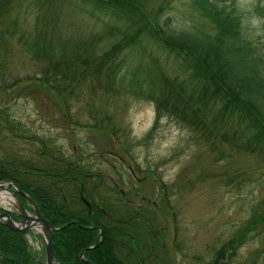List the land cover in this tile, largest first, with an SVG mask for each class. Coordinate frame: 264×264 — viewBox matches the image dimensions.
<instances>
[{"label": "trees", "instance_id": "1", "mask_svg": "<svg viewBox=\"0 0 264 264\" xmlns=\"http://www.w3.org/2000/svg\"><path fill=\"white\" fill-rule=\"evenodd\" d=\"M85 1L109 15L99 32L75 38L59 23L70 21L67 0H0V58L11 50L6 37L16 35L13 43L22 44L26 57L37 67V72L24 78L31 88L54 101L68 100L81 96L79 84L97 68L104 77V89L117 92L123 81L119 55L125 52L127 57L137 38H146L162 52L151 54L142 67L138 61L139 83H133L143 96L154 100L157 113L160 109L176 113L213 148L230 146L264 158V43L259 47L244 34L240 13L213 0H192L202 19L188 23L162 13L160 1L153 8L151 0ZM262 1L256 0L255 9L264 16ZM24 4L34 5L32 22L5 23L4 12ZM158 54L164 56L158 58ZM167 57L178 71L170 73L161 66ZM19 80L16 77L5 85ZM9 123L10 128L22 130L18 120ZM5 153L0 157V181H12L32 197L54 227L78 220L103 228L98 246L84 253L89 263L77 255L95 243L97 230L69 225L53 232V253L59 262L174 264L169 259L173 250L172 240L166 238L167 217L158 214L163 211L120 188L83 153L67 156L58 147L47 146L34 152ZM258 226H264V207L216 247L207 264H227ZM0 249L15 259V263L2 260L5 264H39L26 251L24 237L1 223Z\"/></svg>", "mask_w": 264, "mask_h": 264}, {"label": "rangeland", "instance_id": "2", "mask_svg": "<svg viewBox=\"0 0 264 264\" xmlns=\"http://www.w3.org/2000/svg\"><path fill=\"white\" fill-rule=\"evenodd\" d=\"M157 1L164 3L162 13L178 22L202 19L192 0H151L150 8ZM213 1L240 13L242 31L262 47V38L258 40L251 24L257 18L262 28L264 19L255 9L256 0ZM67 2L70 21L59 23L75 38L99 32L108 18V12L91 2ZM34 15V5L24 4L5 11L2 18L5 23H28ZM6 38L7 50H11L0 58L5 61L0 63V157L9 150L34 152L43 146L58 147L67 156L83 153L120 188L163 211L158 210V214L167 217L166 238L172 240L169 247L173 250L169 259L174 264H207L214 249L264 207L262 156L224 145L213 148L176 113L160 109L158 114L154 100L143 96L134 85L139 83L135 69L138 61L142 67L151 54L159 51L150 40L137 38L131 54L119 55V77L123 81L117 92L104 89V77L97 68L93 76L79 84L80 97L54 101L33 90L34 86L24 79L37 72V67L26 57L29 55L23 52L24 46L13 43L16 35ZM167 58L161 60V66L170 73L178 71L171 57ZM16 77L21 79L17 84L5 85ZM10 119L18 120L22 130L10 128ZM222 150L224 153H220ZM0 205L14 208L10 203ZM72 221L78 222H67ZM28 231L31 255L43 256L42 238L34 229ZM227 264H264V226L247 235Z\"/></svg>", "mask_w": 264, "mask_h": 264}, {"label": "water", "instance_id": "3", "mask_svg": "<svg viewBox=\"0 0 264 264\" xmlns=\"http://www.w3.org/2000/svg\"><path fill=\"white\" fill-rule=\"evenodd\" d=\"M0 185H4V182H0ZM8 185H11L13 189H8V192L12 195L13 201L11 204L14 206L18 214L21 216V219L14 221L9 216L8 212L3 208L0 210V222L10 227L13 230L23 232L26 230L34 229L42 238L43 245L45 249V263L44 264H55L57 260L53 255V246H52V232L58 231L69 224L78 225L76 221L67 222L64 226L54 227L49 220H47L37 208L34 200L22 191L19 186H17L14 182H9ZM19 195L25 197V199L31 205V210H27L23 205L19 198ZM88 229L96 228V226L87 227ZM101 232V229H100ZM100 234L96 239L94 245L87 247L86 249H91L96 247L99 244ZM80 257L82 258V252L80 253Z\"/></svg>", "mask_w": 264, "mask_h": 264}, {"label": "flooded vegetation", "instance_id": "4", "mask_svg": "<svg viewBox=\"0 0 264 264\" xmlns=\"http://www.w3.org/2000/svg\"><path fill=\"white\" fill-rule=\"evenodd\" d=\"M3 181H7V180H1L0 182H3ZM9 183H7V184H4V185H0V191H7L8 192V189H13V187L11 186V185H8ZM22 190V189H21ZM23 191V190H22ZM26 193V192H25ZM19 198H20V200H21V202H22V205L27 209V210H31V205L29 204V202L25 199V197H23V196H21V195H19ZM32 198V197H31ZM33 199V198H32ZM34 200V199H33ZM11 202H12V200H11ZM11 202H10V204H11ZM35 202V201H34ZM36 204V203H35ZM89 207V206H88ZM5 209L7 212H8V214H9V216L11 217V219H13L14 221H16V220H19V219H21V216L18 214V212L16 211V209L15 208H13V209H9V208H6L5 206H2V205H0V210H2V209ZM38 208V207H37ZM39 211V210H38ZM105 215H107V217H110V218H114V217H112L111 215H109L108 213H105ZM1 224H3L2 222H0ZM78 223V222H77ZM4 226H6L5 224H3ZM77 226H81V228H84V229H88L87 227H91V226H96V228H93V229H90V230H97V235H96V238H95V242H96V239H97V237H98V234L99 233H101L100 234V239H101V236H102V232H103V228H102V226H99V225H84V224H82V225H80L79 223H78V225ZM6 227H8V226H6ZM9 229H11L10 227H8ZM100 229H101V232H100ZM12 231H15V232H18L19 234H21L22 235V237H24V240H25V244H26V251L29 253V254H31V251H30V247H29V242H28V240H27V236H28V230H26V231H23V232H19V231H16V230H13V229H11ZM54 232H56V231H54ZM53 233V232H52ZM99 242H100V240H99ZM95 244V243H94ZM93 244V245H94ZM53 246V245H52ZM90 246H92V245H90ZM90 246H87V247H90ZM98 246V245H97ZM96 246V247H97ZM87 247H85V248H87ZM85 248H83V249H85ZM95 248V247H94ZM94 248H91V249H94ZM83 249L78 253V255H77V257H78V259L80 260V261H82V262H86V263H89L90 261L87 259V258H85V256H84V253L87 251V250H91V249H86V250H84L83 251ZM82 252V258L80 257V253ZM53 255H54V253H53ZM35 258V260L39 263V264H44L45 263V249H44V255L43 256H38V257H34ZM7 261V262H12V263H15V259L14 258H12V257H8V256H6V255H4V254H2V252H1V249H0V264H5V263H3V261ZM55 264H63V263H61V262H59L58 260H57V262L55 263ZM91 264H94V263H91Z\"/></svg>", "mask_w": 264, "mask_h": 264}, {"label": "clouds", "instance_id": "5", "mask_svg": "<svg viewBox=\"0 0 264 264\" xmlns=\"http://www.w3.org/2000/svg\"><path fill=\"white\" fill-rule=\"evenodd\" d=\"M260 20L257 18H253L251 21L252 27L256 29L255 36L261 37V42L264 43V29L260 28Z\"/></svg>", "mask_w": 264, "mask_h": 264}, {"label": "bare ground", "instance_id": "6", "mask_svg": "<svg viewBox=\"0 0 264 264\" xmlns=\"http://www.w3.org/2000/svg\"><path fill=\"white\" fill-rule=\"evenodd\" d=\"M13 201L12 195L7 191H0V204H9Z\"/></svg>", "mask_w": 264, "mask_h": 264}]
</instances>
